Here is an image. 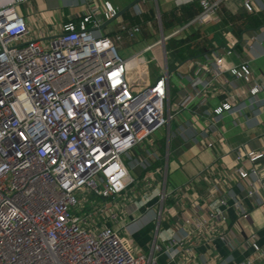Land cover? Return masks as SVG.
Instances as JSON below:
<instances>
[{"label": "crops", "instance_id": "crops-1", "mask_svg": "<svg viewBox=\"0 0 264 264\" xmlns=\"http://www.w3.org/2000/svg\"><path fill=\"white\" fill-rule=\"evenodd\" d=\"M132 1L25 0L17 6L29 38L46 44L62 24H77L88 6L104 10L108 3L118 15L90 29L113 37L120 23L140 27L134 38L122 32L117 43L118 50L139 46L127 57L133 83L168 74V122L123 155L134 181L108 199L78 191L74 213L94 231L120 229L135 254L150 253L155 239H184L191 250L169 264H264V158L246 156L264 151V0H252V11L242 0H219L215 17L203 22H190L199 0H138L124 9ZM224 102L230 109L212 113ZM253 165L258 174L240 176L238 167ZM214 209L225 219L212 216ZM166 258L159 253L160 263Z\"/></svg>", "mask_w": 264, "mask_h": 264}, {"label": "built area", "instance_id": "built-area-1", "mask_svg": "<svg viewBox=\"0 0 264 264\" xmlns=\"http://www.w3.org/2000/svg\"><path fill=\"white\" fill-rule=\"evenodd\" d=\"M24 1L0 0V264L174 263L191 250L184 239H155L150 253L135 254L120 229L94 231L74 213L78 191L108 199L134 181L123 155L168 122L167 72L133 83L131 57L122 58L117 43L122 32L134 38L140 27L120 23L113 37L90 29L116 16L108 3L104 10L88 6L77 24H62L43 44L28 36L17 10ZM218 1L199 0L190 22L214 18ZM242 4L252 11V0ZM230 107L224 102L212 113ZM246 156L254 162L264 151ZM237 170L243 178L259 173L254 165ZM211 213L225 219L221 209Z\"/></svg>", "mask_w": 264, "mask_h": 264}, {"label": "rangeland", "instance_id": "rangeland-1", "mask_svg": "<svg viewBox=\"0 0 264 264\" xmlns=\"http://www.w3.org/2000/svg\"><path fill=\"white\" fill-rule=\"evenodd\" d=\"M138 44L134 43V45L132 47L126 48V49H119L118 50V54L122 57V58H127L128 56L132 55L136 50H138ZM94 196V195H92Z\"/></svg>", "mask_w": 264, "mask_h": 264}, {"label": "water", "instance_id": "water-1", "mask_svg": "<svg viewBox=\"0 0 264 264\" xmlns=\"http://www.w3.org/2000/svg\"><path fill=\"white\" fill-rule=\"evenodd\" d=\"M138 0H134V1H132L130 4H128L124 9H126V8H128V7H130V6H132L133 4H135L136 2H137ZM122 12V11H121ZM121 12H119V14L121 13ZM118 15V14H117ZM112 19H114V18H111L110 20H112Z\"/></svg>", "mask_w": 264, "mask_h": 264}]
</instances>
